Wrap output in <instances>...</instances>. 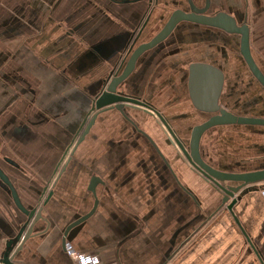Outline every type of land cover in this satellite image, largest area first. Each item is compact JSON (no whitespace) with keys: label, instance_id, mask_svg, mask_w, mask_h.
<instances>
[{"label":"water","instance_id":"95a60500","mask_svg":"<svg viewBox=\"0 0 264 264\" xmlns=\"http://www.w3.org/2000/svg\"><path fill=\"white\" fill-rule=\"evenodd\" d=\"M261 1L0 0V264L50 230L44 208L77 147L104 111L131 122L126 107L157 118L258 254L234 210L264 188V51L251 46ZM96 206L66 228L64 249Z\"/></svg>","mask_w":264,"mask_h":264},{"label":"crops","instance_id":"0c3cea01","mask_svg":"<svg viewBox=\"0 0 264 264\" xmlns=\"http://www.w3.org/2000/svg\"><path fill=\"white\" fill-rule=\"evenodd\" d=\"M125 112L132 123L116 111L100 115L53 187L44 208L50 230L31 239L15 264H76L72 252L90 254L93 264H264V188L243 195L234 210L256 255L222 193L183 162L158 120L138 108ZM96 202L64 249L66 228Z\"/></svg>","mask_w":264,"mask_h":264},{"label":"flooded vegetation","instance_id":"af4514ba","mask_svg":"<svg viewBox=\"0 0 264 264\" xmlns=\"http://www.w3.org/2000/svg\"><path fill=\"white\" fill-rule=\"evenodd\" d=\"M263 1V2H262ZM261 1V4H256L257 5V13H254L253 10L251 11V46L253 47V49L255 51H257L258 53H261L262 51H264V0ZM262 54V53H261ZM262 56L264 57V55L262 54ZM1 79V78H0ZM2 81V79H1ZM5 104L3 102L0 101V108L3 110L4 109ZM129 107L125 108V111L128 110ZM139 109V108H138ZM142 110V109H141ZM110 111H116L115 109L112 110H107L102 112L100 115H102L103 113L106 112H110ZM144 111V110H143ZM120 113V112H119ZM100 115L98 116V118L100 117ZM124 118V117H123ZM156 118V117H155ZM125 119V118H124ZM157 119V118H156ZM98 120V119H97ZM126 120V119H125ZM159 123V122H158ZM160 124V123H159ZM94 128V127H93ZM92 128V129H93ZM136 128V127H135ZM92 131V130H91ZM90 131V132H91ZM142 134H144L141 131ZM90 134V133H89ZM10 154L17 159L18 161L24 162L25 160L22 157V152L21 151H13L12 149L9 150ZM20 154H21V158H20ZM59 154H62V151L59 152ZM26 165V164H25ZM27 166V165H26ZM64 174V173H63ZM62 174V175H63ZM61 175V176H62ZM255 192V191H254Z\"/></svg>","mask_w":264,"mask_h":264},{"label":"built area","instance_id":"2783aa9c","mask_svg":"<svg viewBox=\"0 0 264 264\" xmlns=\"http://www.w3.org/2000/svg\"><path fill=\"white\" fill-rule=\"evenodd\" d=\"M71 258L76 264H93V257L91 255L72 252Z\"/></svg>","mask_w":264,"mask_h":264},{"label":"bare ground","instance_id":"6f19581e","mask_svg":"<svg viewBox=\"0 0 264 264\" xmlns=\"http://www.w3.org/2000/svg\"><path fill=\"white\" fill-rule=\"evenodd\" d=\"M161 128H163L162 126H161ZM163 130H164V128H163ZM165 134H167L166 132H165ZM168 135V137H169V134H167ZM166 135V136H167ZM170 138V137H169ZM174 148H175V150L177 149L175 146H173ZM177 152V154H178V151H176ZM216 187V186H215ZM220 192V191H219ZM222 193V192H221Z\"/></svg>","mask_w":264,"mask_h":264},{"label":"rangeland","instance_id":"374dc122","mask_svg":"<svg viewBox=\"0 0 264 264\" xmlns=\"http://www.w3.org/2000/svg\"><path fill=\"white\" fill-rule=\"evenodd\" d=\"M263 54V53H262ZM264 55V54H263ZM261 186H263L262 184L260 185V186H258V187H261ZM225 207V206H224ZM226 208V207H225ZM80 254H84V253H80ZM87 255H90V254H88V253H86Z\"/></svg>","mask_w":264,"mask_h":264}]
</instances>
